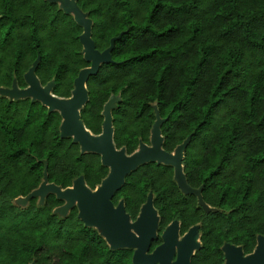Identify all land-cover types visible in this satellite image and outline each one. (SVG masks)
Listing matches in <instances>:
<instances>
[{"label": "trees", "instance_id": "trees-1", "mask_svg": "<svg viewBox=\"0 0 264 264\" xmlns=\"http://www.w3.org/2000/svg\"><path fill=\"white\" fill-rule=\"evenodd\" d=\"M75 1L91 19L97 49L113 38L111 60L86 80L85 126L100 133L104 104L115 96L113 141L131 153L149 143L158 113L164 149L188 137L185 178L209 208L178 187L171 164L153 160L128 172L112 201L123 199L135 218L151 192L160 230L172 219L180 232L198 223L190 264H222L225 243L252 251L264 234V0ZM81 32L56 1L0 0V86L25 87L37 60L40 83L70 96L79 69L90 65ZM61 121L39 99L0 93V264H134L133 248L110 247L76 205L56 211L64 200L54 192L41 203L13 200L44 178L66 187L82 176L94 188L107 175L100 153L62 135Z\"/></svg>", "mask_w": 264, "mask_h": 264}, {"label": "water", "instance_id": "water-1", "mask_svg": "<svg viewBox=\"0 0 264 264\" xmlns=\"http://www.w3.org/2000/svg\"><path fill=\"white\" fill-rule=\"evenodd\" d=\"M55 1V0H50ZM62 0L64 5L60 6L65 12L72 13L74 19L82 26L79 34L83 46V55L90 65L79 69L73 79L71 95L67 97L58 96L51 91V82L42 85L35 74L36 61L24 73L27 83L25 87H19L15 82L11 86L0 89V93L11 98L31 96L39 99L48 109H57L62 117L59 126L62 135H70L73 140L80 144V149L93 150L100 153L101 161L108 165L109 171L99 184L90 188L82 176L74 179L72 185L61 187L54 182H48L44 178L40 184L24 195L25 199L40 194L42 199L48 192H54L62 198L64 203L57 206L55 210L66 212L71 206L76 205L78 216L85 224L101 225L107 235V243L110 247L133 248L131 260L134 264H190L194 249L200 246L199 224L195 223L188 227L177 240L180 232V222L172 219L162 233V242L157 244L148 252L152 238L156 236L159 215L153 205L151 193L140 206L136 220L130 224V214L125 210L123 199L115 204L112 196L115 190L120 188L124 182L125 175L140 163L153 160L168 163L173 166V178L178 187L184 192H192L197 195L198 202L203 208L209 206L203 201L200 187L191 186L185 178L183 171V150L188 137L176 145L173 151H167L162 147V135L160 123L162 118L156 114L153 122L149 143L139 142L137 149L127 153L124 147H116L113 141V126L111 107L116 99L110 96L105 102L102 113V130L93 133L89 130L80 117L79 109L87 100L86 80L88 76L97 71L99 64L111 60V44L99 50L91 37V19L76 3L75 0ZM133 228V230L131 229ZM175 243L178 246L177 256L171 261L172 251ZM194 250V251H193ZM224 262L222 264H264V234L257 236V242L252 251L245 253L240 245L225 243L222 246Z\"/></svg>", "mask_w": 264, "mask_h": 264}, {"label": "rangeland", "instance_id": "rangeland-1", "mask_svg": "<svg viewBox=\"0 0 264 264\" xmlns=\"http://www.w3.org/2000/svg\"><path fill=\"white\" fill-rule=\"evenodd\" d=\"M58 4H59V6H63L64 5V3L62 2V0H55ZM66 1H68V0H66ZM65 1V2H66ZM27 86V85H26ZM4 87H6V86H0V89L1 88H4ZM148 144H150V143H148ZM137 149V148H136ZM149 193H151V192H149ZM151 195H152V193H151ZM36 196V198H37V203H41L42 202V197L40 196V194H36L35 195ZM16 203H18V204H22V205H24L25 203H27V201H28V198H26L25 199V197L24 196H17L16 198H14L13 199ZM157 210V209H156ZM57 211H59V212H61L60 210H57ZM157 214H158V212H157ZM135 220H136V218H130L129 219V222H130V224H132L133 225V223L135 222ZM98 232H100L103 236H105L106 238H107V235L104 233V231H103V229H102V227H101V225H99V224H93L92 225ZM131 229L133 230V228L131 227ZM199 240V242H200V239H198ZM195 250V249H194ZM193 250V251H194ZM224 262V261H223ZM29 264H37V262L33 259V260H31L30 261V263Z\"/></svg>", "mask_w": 264, "mask_h": 264}, {"label": "flooded vegetation", "instance_id": "flooded-vegetation-1", "mask_svg": "<svg viewBox=\"0 0 264 264\" xmlns=\"http://www.w3.org/2000/svg\"><path fill=\"white\" fill-rule=\"evenodd\" d=\"M115 204H116V203H115ZM130 218H131V217H130ZM167 224H168V223H167ZM167 224L163 227V229L160 230V229H159V221H158V226H157V228H156V236H155L154 238H152L148 252L151 251V250H152L157 244H159L160 242H162V233H163L165 227L167 226ZM183 233H184V232H179L178 237H177V240H178V239H181ZM155 240H156V241H155ZM154 241H155L156 243L151 247V245L153 244ZM177 251H178V246H177V244L175 243V245H174V249H173V251H172V255H171V261L174 260V259L176 258V256H177Z\"/></svg>", "mask_w": 264, "mask_h": 264}]
</instances>
